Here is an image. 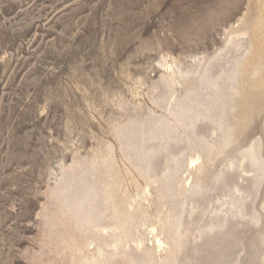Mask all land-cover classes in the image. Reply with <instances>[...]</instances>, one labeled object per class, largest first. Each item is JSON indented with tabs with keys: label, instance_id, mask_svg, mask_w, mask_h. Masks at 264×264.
<instances>
[{
	"label": "rangeland",
	"instance_id": "1",
	"mask_svg": "<svg viewBox=\"0 0 264 264\" xmlns=\"http://www.w3.org/2000/svg\"><path fill=\"white\" fill-rule=\"evenodd\" d=\"M164 262L264 264V0H0V264Z\"/></svg>",
	"mask_w": 264,
	"mask_h": 264
},
{
	"label": "bare ground",
	"instance_id": "2",
	"mask_svg": "<svg viewBox=\"0 0 264 264\" xmlns=\"http://www.w3.org/2000/svg\"><path fill=\"white\" fill-rule=\"evenodd\" d=\"M166 68H168V70H171V66L170 65H166ZM205 70H204V67L202 68V69H200L199 70V74H198V77H201L200 75L201 74H203V72H204ZM171 72H172V77H175V79H177L178 78V76L180 75V71H177V72H173L172 70H171ZM198 79V78H197ZM197 81V80H196ZM193 164V163H192ZM110 193V192H109ZM92 228L95 230V232L96 233H98V232H100V231H106V230H109V228L107 227V226H103V225H97V224H94V225H92ZM124 228H125V226H124ZM157 237V236H156ZM154 238L155 239V243H156V246H155V248L159 251H163L162 249L164 248V246L166 247V244H164V242H162V240H159L158 238ZM94 240H95V238H93ZM155 245V244H154ZM165 250V249H164ZM97 251H100V249L99 248H97ZM157 251V252H158ZM96 254V253H95ZM99 255V254H98ZM101 255V254H100ZM99 257V256H98ZM100 258V257H99ZM107 259V258H106ZM129 260H130V258H128ZM170 260V259H169ZM152 262H154V261H152ZM161 262V261H160ZM170 262V261H169ZM126 264H131V263H126ZM164 264H165V262H164ZM170 264V263H169Z\"/></svg>",
	"mask_w": 264,
	"mask_h": 264
}]
</instances>
